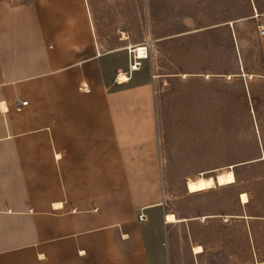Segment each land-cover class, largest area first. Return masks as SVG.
<instances>
[{
  "label": "crops",
  "instance_id": "0c3cea01",
  "mask_svg": "<svg viewBox=\"0 0 264 264\" xmlns=\"http://www.w3.org/2000/svg\"><path fill=\"white\" fill-rule=\"evenodd\" d=\"M160 166L152 80L84 1L0 0V264H170Z\"/></svg>",
  "mask_w": 264,
  "mask_h": 264
},
{
  "label": "rangeland",
  "instance_id": "374dc122",
  "mask_svg": "<svg viewBox=\"0 0 264 264\" xmlns=\"http://www.w3.org/2000/svg\"><path fill=\"white\" fill-rule=\"evenodd\" d=\"M83 1L102 52L130 70L147 48L170 264H264V0ZM229 169L231 187L186 189Z\"/></svg>",
  "mask_w": 264,
  "mask_h": 264
},
{
  "label": "bare ground",
  "instance_id": "6f19581e",
  "mask_svg": "<svg viewBox=\"0 0 264 264\" xmlns=\"http://www.w3.org/2000/svg\"><path fill=\"white\" fill-rule=\"evenodd\" d=\"M130 52L131 54H133L132 60H134L135 58L137 62L140 60H146L148 57L147 48H145L142 45L130 47ZM126 81H127V77L124 75H121L119 78V82H126ZM217 176H218V183L214 182L213 177L207 178L204 176H200L196 178L195 181L188 180V182L186 183V189L190 194H194V193L206 192L216 187L231 186L236 183V177L232 169H229L228 171H225L224 173H219ZM241 200L243 204H246L248 202L247 195L242 194ZM166 220L169 223L178 222L176 217L173 214H168ZM202 251L203 249L200 246L194 249L195 254H200L202 253Z\"/></svg>",
  "mask_w": 264,
  "mask_h": 264
},
{
  "label": "built area",
  "instance_id": "2783aa9c",
  "mask_svg": "<svg viewBox=\"0 0 264 264\" xmlns=\"http://www.w3.org/2000/svg\"><path fill=\"white\" fill-rule=\"evenodd\" d=\"M260 36L264 37V29H260ZM143 61L144 60H140V61H136V59L134 58L133 61H131V65H130V70L132 72H138L142 69L143 67ZM28 104V102H20L21 107H24ZM147 220L146 216L144 214H141L139 216V222H145Z\"/></svg>",
  "mask_w": 264,
  "mask_h": 264
},
{
  "label": "water",
  "instance_id": "95a60500",
  "mask_svg": "<svg viewBox=\"0 0 264 264\" xmlns=\"http://www.w3.org/2000/svg\"><path fill=\"white\" fill-rule=\"evenodd\" d=\"M216 182L218 183V177H216Z\"/></svg>",
  "mask_w": 264,
  "mask_h": 264
}]
</instances>
